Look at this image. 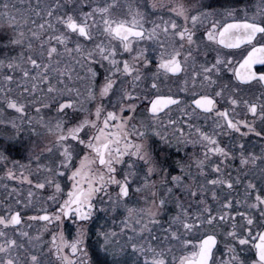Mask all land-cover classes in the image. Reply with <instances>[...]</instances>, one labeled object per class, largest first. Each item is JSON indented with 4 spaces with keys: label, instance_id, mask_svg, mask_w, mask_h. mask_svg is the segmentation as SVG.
<instances>
[{
    "label": "snow or ice",
    "instance_id": "6c2138e0",
    "mask_svg": "<svg viewBox=\"0 0 264 264\" xmlns=\"http://www.w3.org/2000/svg\"><path fill=\"white\" fill-rule=\"evenodd\" d=\"M0 189V264H264V0H0Z\"/></svg>",
    "mask_w": 264,
    "mask_h": 264
},
{
    "label": "flooded vegetation",
    "instance_id": "af4514ba",
    "mask_svg": "<svg viewBox=\"0 0 264 264\" xmlns=\"http://www.w3.org/2000/svg\"><path fill=\"white\" fill-rule=\"evenodd\" d=\"M259 127H260V124H259V122L257 121V128L259 129ZM226 139V138H225ZM258 140V138H256V137H251L250 138V141H257ZM256 150L257 151H259V144H257V148H256ZM13 155L14 156H16L17 158H20V153H18V152H13ZM24 162H26V161H24ZM2 197H3V190L2 189H0V199H2ZM101 222H103V221H101ZM119 225V220H117V226Z\"/></svg>",
    "mask_w": 264,
    "mask_h": 264
},
{
    "label": "rangeland",
    "instance_id": "374dc122",
    "mask_svg": "<svg viewBox=\"0 0 264 264\" xmlns=\"http://www.w3.org/2000/svg\"><path fill=\"white\" fill-rule=\"evenodd\" d=\"M249 2L251 3V2H252V0H249Z\"/></svg>",
    "mask_w": 264,
    "mask_h": 264
}]
</instances>
